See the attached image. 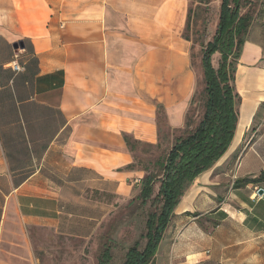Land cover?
<instances>
[{"label":"crops","instance_id":"1","mask_svg":"<svg viewBox=\"0 0 264 264\" xmlns=\"http://www.w3.org/2000/svg\"><path fill=\"white\" fill-rule=\"evenodd\" d=\"M189 1L0 0V264L37 248L51 262L53 239L88 245L140 193L137 150L160 144V114L185 128L203 81L183 36ZM251 28L232 142L180 198L158 246L169 264H264V134L244 140L264 103V11Z\"/></svg>","mask_w":264,"mask_h":264},{"label":"trees","instance_id":"2","mask_svg":"<svg viewBox=\"0 0 264 264\" xmlns=\"http://www.w3.org/2000/svg\"><path fill=\"white\" fill-rule=\"evenodd\" d=\"M251 2H254L255 15L249 12L241 14L243 6H251ZM263 7L264 0H220L215 33L210 41L200 46L203 78L199 92L201 114L196 122L193 119L188 121L187 114L183 131L173 138L166 155L154 162L160 175L152 174L148 165L142 169L145 176L136 200L143 207L148 204L150 210L144 221V234L126 250L121 264H154L163 233L180 198L194 179L219 161L230 146L240 103L234 87L237 60L252 24L262 18ZM189 20L190 16L188 23ZM214 55L220 57L216 60L217 66L211 62ZM194 99H191L190 106ZM124 141L133 150L128 138L124 137ZM155 184H158L156 193ZM110 251L111 246L104 245L97 264H110Z\"/></svg>","mask_w":264,"mask_h":264},{"label":"rangeland","instance_id":"3","mask_svg":"<svg viewBox=\"0 0 264 264\" xmlns=\"http://www.w3.org/2000/svg\"><path fill=\"white\" fill-rule=\"evenodd\" d=\"M189 2L190 20L183 31V36L192 41V62L198 65V67H201L200 59L202 47L200 46L210 41L215 33V27L219 16L220 0H190ZM253 4L254 2L250 3L251 6H249V4L244 5L241 9V14H243V12H249L254 16L255 7L253 8ZM20 51L21 49L17 48L15 54L18 55ZM10 58L9 48L0 43V67L2 63L10 60ZM219 58V55H217V57L212 56L211 62L213 61L214 66L217 65L215 61L219 60ZM13 65L18 66L16 63H12V68ZM200 91L201 85L199 84L192 97V99H194L196 95L194 103L191 106L189 105L188 108V121L193 119V121L196 122L201 114ZM159 119L160 129L158 137L160 144L158 147L156 148L149 145L141 146L139 150H137V156L134 154L138 158L136 159L138 160L139 170L142 171V169L148 165L149 171L156 175H160V173L158 168L153 165L154 162L166 155L167 150L172 145L171 139L183 131L180 130L176 133H171L163 120L162 114H160ZM252 124L251 129L245 135L244 140H246V142L251 139L254 140L258 136L264 134V103L259 105V110ZM257 128L259 129L257 130ZM135 185H139L141 188L140 182H137ZM157 187L158 184H155V193L157 192ZM149 210L150 206L148 204H146L145 207L141 206L139 201L136 200V196L130 198V200L120 199L115 206H113L112 212L101 221L99 230L88 245H82V243L75 241L66 243L64 240L53 239L50 241L52 244L50 251L53 252L51 262H47L46 259L44 260L45 256L42 255L41 252H38V248L35 250L34 256L36 259H39L40 264H97V259L103 246L110 245V254H112V261L110 264H121L124 260L126 250L132 246L135 241H139L144 234V221ZM47 235L48 233H43L42 236ZM37 242L35 240L33 241V243L42 247L43 241L40 243ZM44 242H47V240L45 239ZM141 242L143 243L144 241ZM160 248L161 247H159L156 252L158 254L155 256L154 264H169L170 252L168 247L163 250ZM83 250H85L84 255L87 257L78 254V251L81 253ZM35 258L33 256L27 257L26 263L34 264ZM65 258H69L68 263H64Z\"/></svg>","mask_w":264,"mask_h":264},{"label":"bare ground","instance_id":"4","mask_svg":"<svg viewBox=\"0 0 264 264\" xmlns=\"http://www.w3.org/2000/svg\"><path fill=\"white\" fill-rule=\"evenodd\" d=\"M243 111L246 112H252L253 108H252V104L250 103V101L246 104H244V106L242 107Z\"/></svg>","mask_w":264,"mask_h":264},{"label":"water","instance_id":"5","mask_svg":"<svg viewBox=\"0 0 264 264\" xmlns=\"http://www.w3.org/2000/svg\"><path fill=\"white\" fill-rule=\"evenodd\" d=\"M19 48V49H23L24 48V45L22 42H19V43H16L15 45H13V50L14 52H16V49ZM261 192V191H260Z\"/></svg>","mask_w":264,"mask_h":264},{"label":"built area","instance_id":"6","mask_svg":"<svg viewBox=\"0 0 264 264\" xmlns=\"http://www.w3.org/2000/svg\"><path fill=\"white\" fill-rule=\"evenodd\" d=\"M13 68H14V70H15L16 72L20 70V68H19L18 66H16V65H13ZM258 129H259V128H257V130H258ZM136 182L139 183V181H136Z\"/></svg>","mask_w":264,"mask_h":264}]
</instances>
